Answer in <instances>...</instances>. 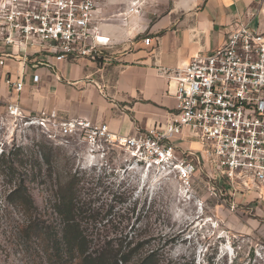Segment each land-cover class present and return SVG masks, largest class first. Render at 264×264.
<instances>
[{"label": "built area", "instance_id": "1", "mask_svg": "<svg viewBox=\"0 0 264 264\" xmlns=\"http://www.w3.org/2000/svg\"><path fill=\"white\" fill-rule=\"evenodd\" d=\"M96 0H3L0 41L10 49L6 58L36 50L56 60L87 57L95 61L105 45L91 19ZM240 18L222 45L193 55L166 72L176 82L175 111L164 126L130 135L111 132L106 123L63 117L55 110L25 115L17 104L6 112L24 124L39 127L54 144L76 145L87 157L125 151L120 162L139 173L173 179L189 189L198 172L204 188L214 185L254 187L264 191V29ZM151 37L141 39L148 46ZM38 75H33L36 81ZM13 90L21 81L6 79ZM194 143L196 149L180 142Z\"/></svg>", "mask_w": 264, "mask_h": 264}, {"label": "rangeland", "instance_id": "2", "mask_svg": "<svg viewBox=\"0 0 264 264\" xmlns=\"http://www.w3.org/2000/svg\"><path fill=\"white\" fill-rule=\"evenodd\" d=\"M182 1L96 0L91 24L97 36L107 39L101 40L105 45L97 65L110 67L104 59L111 52L128 51L147 36L150 24ZM257 4L251 14L264 29V0ZM81 148L54 144L39 127L0 112V153H5L0 169L8 153L29 157L26 184L40 208L60 184L74 180L86 209L80 216L95 217L87 224L90 232L113 238L127 234L140 253L157 251L160 264H264V191L216 184L212 194L203 186V172L186 190L173 179L126 168L119 160L125 156L122 149L89 158ZM7 182L8 176L0 174L2 206ZM20 221L17 210H0V264H49L36 244L19 238Z\"/></svg>", "mask_w": 264, "mask_h": 264}, {"label": "crops", "instance_id": "3", "mask_svg": "<svg viewBox=\"0 0 264 264\" xmlns=\"http://www.w3.org/2000/svg\"><path fill=\"white\" fill-rule=\"evenodd\" d=\"M258 1L183 0L173 4L169 13L147 27L149 45L140 39L128 51L111 52L104 59L111 61L110 67L87 57L56 60L36 50L28 56L19 53L6 58L0 66V112H6L8 103L17 104L25 115L55 110L63 117L106 123L117 135L164 126L176 105V82L166 72L186 65L195 54L222 45L231 26L240 18L249 19ZM250 21L260 23L256 15ZM9 49L0 41V53ZM8 78L21 81L22 89L13 90L5 83ZM193 144L180 142L196 149Z\"/></svg>", "mask_w": 264, "mask_h": 264}, {"label": "trees", "instance_id": "4", "mask_svg": "<svg viewBox=\"0 0 264 264\" xmlns=\"http://www.w3.org/2000/svg\"><path fill=\"white\" fill-rule=\"evenodd\" d=\"M6 157L0 174L8 176V187L4 189L0 210L11 207L19 212V238L36 244L49 264H160L157 251L140 253L134 245L130 246L132 237L127 234L113 238L90 232L87 224L94 222L95 217L80 216L86 209L77 199V181L67 186L60 184L53 192L54 198L40 208L26 184L29 157L13 153ZM18 168L24 169V174ZM48 214L53 217L49 219Z\"/></svg>", "mask_w": 264, "mask_h": 264}, {"label": "bare ground", "instance_id": "5", "mask_svg": "<svg viewBox=\"0 0 264 264\" xmlns=\"http://www.w3.org/2000/svg\"><path fill=\"white\" fill-rule=\"evenodd\" d=\"M100 39H101V40H102V39L105 40L106 38H104V37H100Z\"/></svg>", "mask_w": 264, "mask_h": 264}]
</instances>
